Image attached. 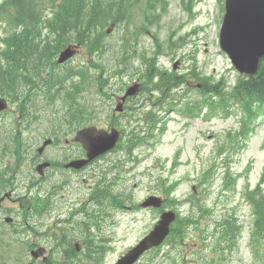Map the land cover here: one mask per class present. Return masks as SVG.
I'll return each mask as SVG.
<instances>
[{
  "label": "rangeland",
  "instance_id": "374dc122",
  "mask_svg": "<svg viewBox=\"0 0 264 264\" xmlns=\"http://www.w3.org/2000/svg\"><path fill=\"white\" fill-rule=\"evenodd\" d=\"M200 2L206 4L204 9H208L207 18L205 14L201 15L200 12H198V9L202 6ZM166 3L168 5L160 23L151 27L149 31L144 32L142 35L138 33L139 43L136 46H133L134 36L138 32L141 24L140 14L136 9L132 10L134 16L128 30L125 27H121L120 29L110 28V33L107 32L105 35V44L106 48L114 47L113 52L111 53L107 50L100 56V58L102 57L105 60V69L108 70V73H115V71L118 72V70L124 71L125 75L123 81H130V84H133L137 80V73L142 70L140 68L142 66V61L139 55L145 53L146 59H149L152 58L153 54L157 51H162L164 55L159 57L160 59H158L157 63L158 67L161 69L173 71V66L177 59L181 62L176 70L179 75L192 73L196 70L201 73L202 76L213 75L215 79L224 77L228 83L233 84L236 79V74L232 71L231 74L228 73L227 70L230 69V64L224 56L218 55L219 45L218 39H216V36H218L217 30L222 24L224 0L223 2L219 0H185L187 4L186 9L184 8L183 0H166ZM188 4L191 6L189 10L187 9ZM202 20L208 22L209 25L204 26V29L198 28L194 31L196 25ZM5 31V27L0 24V38L5 35ZM124 32L127 33L129 38V44L125 43V45H130L131 51L135 53L134 60L132 58H123L119 60V46H124L120 36L124 35ZM202 39H206L205 46H203L204 42L201 41ZM170 40L177 42V45L173 47L172 50H169L167 47ZM197 43L198 46L195 45ZM124 50L127 49L124 48ZM183 54L186 55L183 56ZM89 58L90 56H88V53L84 52L82 48H79L76 57L70 61L65 68L73 67L74 64L89 60ZM195 61L197 64H195ZM111 74L103 75L105 80L109 79V83L103 91H105L107 95L108 93L111 95L112 92L113 94L114 92L120 94L122 91L118 87H120L121 82L119 81L122 77ZM193 80L196 82L195 84L199 83L198 80ZM94 88L95 86H91L89 92L92 93H84V98L85 100L86 98L90 101L94 100L99 108L102 106V109H97L95 114H91V111L89 113L94 118L102 121L107 120L109 122L111 121L112 109L116 107L117 98H111L112 96L108 97L107 95L99 93L100 89L98 87L97 91ZM181 89V94L187 93L184 87ZM152 90L153 89L149 92H152ZM143 97V94H141L136 97L137 100L132 103L133 115H144L142 113L145 112L144 108H134L135 106H139L138 104L143 101ZM42 98V95H40V100L37 104L38 108L35 109L39 120L36 122L35 126L30 124L31 130L21 131V140L24 148L29 149L34 145H40L44 139L50 138L52 135H61L69 126V115L66 114L64 108L59 109L61 107V101L55 98L56 106H52L46 100H42ZM196 100H202V97L196 91H192L184 95L179 102L180 104H185L187 102L194 103ZM151 102L156 103V98L151 96ZM205 114L206 111L203 110L201 115L204 116L200 115L197 118H187L178 111L161 113V118L164 121L165 127L164 133L153 147L141 145V147L136 149L135 152L139 163L137 161L133 167L135 169L130 175L127 173L125 181L120 182V185L117 186V191L122 194L126 192L127 195L132 196V201L138 203L140 201L143 202L151 195H156L160 190L159 183H162V181H167L166 184H169L170 182L179 180V184L176 187V196L188 200L189 202L181 206L185 215L193 214L197 216L198 208L195 207V204L199 202L200 205L202 204L204 206L217 205L218 208L215 213L222 217L224 215L223 207L230 204L226 198L219 195L218 191V184L223 178L221 173L226 165H218V170L214 169V174L209 177L210 180H213L210 186L198 187L194 194L192 192L193 180L195 182L194 184H197L199 178H203V174L208 172L214 163H218L220 160L218 155L220 148L223 143H226L224 151L227 155H231L229 164L233 168L232 170H242L249 173L250 179L255 184L259 173L264 169V119L256 125L255 131L250 134L244 142L241 141L239 145H235V147L231 149L232 138L240 129L239 111L235 108L230 112L218 110L207 118ZM121 120L122 125L129 120L133 122V119L129 116L121 118ZM116 121L119 122L120 120ZM155 134L156 132H154V135ZM1 136L5 135L1 134ZM65 149L66 148L63 149V147L56 148L55 146H50L47 148L48 153L46 156L57 159ZM28 157L31 161L33 154L29 152ZM27 163L28 162H26V164ZM28 172L31 174V165H29ZM92 172L93 171L89 169L85 173L89 174ZM85 173H82V175H86ZM52 174V172L49 173V175ZM21 177L22 176H20L19 182L23 181ZM90 181L93 180L90 179ZM19 190L22 191V193L25 192L21 187H19ZM230 199L233 202L234 199ZM246 212L247 218L243 219L242 245L240 248H242L244 252L246 259L245 264H253L255 263L252 262V260L255 259L253 256V249L247 248L245 244L251 236L253 215L251 208H246ZM153 219L154 214L148 211L125 212L120 218V221L116 223L115 227L110 231L114 236L113 248L115 247V249L105 256L102 264L115 263L122 253L126 252L132 246H135L137 242L149 232L151 227L150 221ZM209 221L210 223L206 233L209 235L207 242L212 241L211 234L216 227L215 221L204 220L198 224V227L200 226V229L203 231L201 235L195 233L197 230L196 226H191L187 231L185 239L189 243L184 249L189 247L192 250L196 247V244H202V238H206L203 237L204 228ZM24 235L25 234H22L21 237L23 238ZM261 242L264 253V240L262 238ZM168 249L169 247L165 246L162 247L160 253L156 252L152 256L147 255L142 260L141 264H146L148 260L150 262L153 261L154 264H170L166 260V258H168L166 254L170 251L171 254L175 256H179L180 254L183 255L184 252L188 253V251H183L179 247L170 248V251H167ZM18 251L20 250L15 248L13 253L18 255ZM198 252L196 257L192 256V258L198 260L197 264H215L211 261V257H209L211 254L203 255L204 251L202 249H200V251L198 250ZM205 256H207L206 259H202ZM26 261H28V259H26ZM228 264L240 263H237L235 260H228ZM255 264L262 263L259 261Z\"/></svg>",
  "mask_w": 264,
  "mask_h": 264
},
{
  "label": "trees",
  "instance_id": "16d2710c",
  "mask_svg": "<svg viewBox=\"0 0 264 264\" xmlns=\"http://www.w3.org/2000/svg\"><path fill=\"white\" fill-rule=\"evenodd\" d=\"M139 1L137 0L136 4ZM146 1L151 7H155L153 1H156V4L160 2V0ZM127 3L128 0H3L0 3V20L7 24L10 32L4 39L6 49L0 50V95L18 97L19 92L24 88L30 89L42 81L39 89L47 96L48 103L53 104L55 98L62 97L68 104L70 127L78 129L85 125L89 112L93 114L97 109L102 108H99L94 101L85 100L81 103L78 99L91 86H95L96 91L97 87L103 91L107 86V81L97 75L98 72L99 74L105 72L104 60L100 59L101 54L106 51L105 35L110 26L118 29L125 27L128 30L133 5ZM158 19L159 16L155 17V21ZM146 23L151 26L149 17ZM148 29L144 25L140 27L141 32ZM72 44L82 46L90 54L91 67L82 65L63 69L57 64L58 54ZM123 47L126 48V45L124 44ZM123 47L121 50L124 53ZM96 54L99 57L94 59ZM145 65L146 68L140 73L142 90L149 92L151 89H157L162 95V101L174 87L184 82L183 76L160 71L156 67L155 59L145 60ZM93 70L96 74L92 72ZM121 73L123 71H120ZM197 77L202 80L201 77ZM190 78L189 75L188 79ZM156 79H159L157 83L154 82ZM202 85L205 94H215L219 97L217 102H221L212 101L213 96L207 98L205 103H208L211 109L223 104L239 105L245 111V121L248 115L249 122L255 119L262 108L264 112V60L256 76L248 82L240 78L231 93L222 90L223 84H214L208 79H203ZM147 117L148 115L144 118V123L152 122V118ZM93 119L95 120L94 117ZM153 123L156 125L158 120L154 118ZM245 123L247 126V122ZM108 125L120 126L116 120L109 121ZM247 128L249 124L244 127L243 133L247 132ZM147 141L141 132L134 130L126 138V146L131 150ZM121 146L122 143L119 147ZM172 188L163 186L161 192L169 197ZM261 204L263 205L254 208L255 225L259 227L258 230L264 229L263 200ZM231 232L235 237V231ZM66 255L67 252H64V256L61 254L60 257ZM71 259L72 255H67L63 264H71L73 262ZM0 264H24V256H16L9 262L7 256L0 255Z\"/></svg>",
  "mask_w": 264,
  "mask_h": 264
},
{
  "label": "water",
  "instance_id": "95a60500",
  "mask_svg": "<svg viewBox=\"0 0 264 264\" xmlns=\"http://www.w3.org/2000/svg\"><path fill=\"white\" fill-rule=\"evenodd\" d=\"M226 5L227 13L222 28L221 44L231 56L234 65L245 74L246 79H249L257 70L259 60L264 55V0H227ZM72 56L73 51L67 49L61 54L58 62L63 63ZM136 89H130L123 100L134 94ZM5 108L6 102L0 99V110ZM118 110H121V106H118ZM119 137L120 133L115 129L111 132L95 127L80 130L76 141L87 151L88 160L76 162L74 166L86 164L111 150ZM160 205L159 198H150L143 204L144 207ZM173 220V213L164 214L154 231L131 250L120 264H134L146 250L158 246L168 235Z\"/></svg>",
  "mask_w": 264,
  "mask_h": 264
},
{
  "label": "flooded vegetation",
  "instance_id": "af4514ba",
  "mask_svg": "<svg viewBox=\"0 0 264 264\" xmlns=\"http://www.w3.org/2000/svg\"><path fill=\"white\" fill-rule=\"evenodd\" d=\"M70 157L71 159L69 160L65 157L63 160L58 161L62 164V166L60 170L56 171L55 176L47 177L46 175L44 177H41L43 184L47 186V188H44L46 190L43 191V195L45 199L49 201L48 197L51 195L52 192L56 200L63 204L61 205L59 210L61 214L62 212H65L63 211L64 206H67V212H69L70 220H74L77 217H81V213H83L87 217H90L91 212L88 210V207L91 200L87 199L86 194H84L82 190L77 187V178L75 176L76 171L66 167L71 160H78L84 158L85 153L82 152V154L78 156H74V154H71ZM85 169L81 171H84ZM53 180L56 185H53ZM74 207H79V209L74 210ZM46 209V203H43L42 211H45Z\"/></svg>",
  "mask_w": 264,
  "mask_h": 264
},
{
  "label": "bare ground",
  "instance_id": "6f19581e",
  "mask_svg": "<svg viewBox=\"0 0 264 264\" xmlns=\"http://www.w3.org/2000/svg\"><path fill=\"white\" fill-rule=\"evenodd\" d=\"M105 42H106V41H105ZM106 49H108V48H106ZM106 49H105V50H106ZM139 118H140V117L136 118V121H137ZM95 120H96V121H102V120H99V119H97V118H95ZM9 177L11 178V180H12L14 183H17V182L19 181L18 176L15 175V174L10 175Z\"/></svg>",
  "mask_w": 264,
  "mask_h": 264
}]
</instances>
